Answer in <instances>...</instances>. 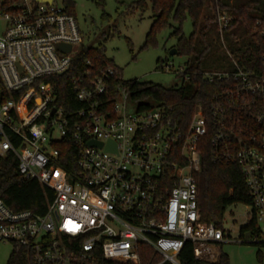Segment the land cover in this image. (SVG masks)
<instances>
[{
	"label": "built area",
	"instance_id": "obj_1",
	"mask_svg": "<svg viewBox=\"0 0 264 264\" xmlns=\"http://www.w3.org/2000/svg\"><path fill=\"white\" fill-rule=\"evenodd\" d=\"M217 21L224 34L231 18ZM0 22V80L12 95L0 91V157L14 155L24 178L53 191L44 214L0 199V244L28 248L36 264H183L189 243L197 260L217 262L219 245L233 239L226 221L201 219L196 174L208 137L215 160L242 169L252 201L247 243L264 246V55L260 68L235 61L204 74L222 90L187 122L159 107L129 112L112 67L74 79L81 107L67 115L44 79L68 71L79 53L77 17L55 0H0ZM68 137L79 151L72 177L53 147Z\"/></svg>",
	"mask_w": 264,
	"mask_h": 264
},
{
	"label": "trees",
	"instance_id": "obj_2",
	"mask_svg": "<svg viewBox=\"0 0 264 264\" xmlns=\"http://www.w3.org/2000/svg\"><path fill=\"white\" fill-rule=\"evenodd\" d=\"M64 3L67 10L75 15L74 1L64 0ZM136 5L141 8L150 5L153 13V23L144 48L157 45L158 35L164 29L173 27L170 37L177 40L175 45L177 54L189 58L186 66L179 72L186 78L181 86L165 87L137 79L128 81L114 79L116 86L120 84L128 89L130 99L138 104L140 111L159 107L169 116L187 122L191 120L199 105L208 109L221 92L222 83L218 81L212 83L205 78L201 70V61L207 49V35L212 22L216 24V31L219 32L217 21L219 15H227L231 18L229 27L224 33H228L238 24L242 28L244 42L241 44L240 41L235 40L234 44V52L239 64L247 68L261 67L264 38L258 34L255 27L260 22L258 27L264 28V0H139ZM188 18L193 23V32L189 37L183 30ZM108 67L115 68L122 77L121 70L107 58L102 45H82L68 71L44 80L53 83L57 105L63 107L65 113L70 115L81 107V103L75 97L74 79L83 76L87 71L92 76L96 75L101 69ZM1 90L2 99H9L12 96L7 92L3 93L4 88L0 80ZM19 94L14 95L19 96ZM111 95L117 96L116 88L112 87ZM53 147L60 153L58 164L72 177L76 172L78 147L71 137L54 142ZM199 149L202 164L196 178L201 219L221 227L228 206L237 203L251 204L250 192L242 169L238 165L215 160L214 148L208 137L202 139ZM52 198L51 189L43 187L36 180L26 179L19 173L18 162L14 155L0 157V199L11 209L16 211L28 209L44 214ZM144 249L151 252L147 246H144ZM258 255L261 258L262 252L259 251ZM180 258L183 264H229L228 255L222 251L217 262L197 260L191 243L186 245ZM8 264L36 263L31 250L15 246Z\"/></svg>",
	"mask_w": 264,
	"mask_h": 264
},
{
	"label": "rangeland",
	"instance_id": "obj_3",
	"mask_svg": "<svg viewBox=\"0 0 264 264\" xmlns=\"http://www.w3.org/2000/svg\"><path fill=\"white\" fill-rule=\"evenodd\" d=\"M73 1L74 13L83 33L81 45H102L107 58L121 70L124 80L137 79L165 87L181 86L185 83L186 78L179 72L186 66L189 58L171 54L177 43L176 38L170 37L173 27L164 29L158 35L157 45L144 48L153 23L150 5L141 8L136 5L139 0ZM55 2L59 6H66L64 0ZM3 27L4 22H0V32ZM183 30L187 37L191 35V19L185 21ZM219 32L216 31V24L212 22L207 35V49L201 61L204 74L232 70L237 61L234 52L235 40L241 44L244 42L239 24L228 33ZM127 103L129 112L138 110V104L131 99ZM251 212V206L243 203L230 205L225 210L223 222L231 225L227 233L233 240L223 242L219 247L228 255L229 264H264V246L247 243L250 241V232L246 228L252 216ZM241 239L246 242L240 241ZM13 250L12 243L0 244V264H8ZM259 251L262 252L261 258Z\"/></svg>",
	"mask_w": 264,
	"mask_h": 264
},
{
	"label": "water",
	"instance_id": "obj_4",
	"mask_svg": "<svg viewBox=\"0 0 264 264\" xmlns=\"http://www.w3.org/2000/svg\"><path fill=\"white\" fill-rule=\"evenodd\" d=\"M38 1L52 2L53 0H38ZM63 47H64V46H63ZM70 49H71L70 47L67 48L68 51H69ZM171 54H177V49H176V48L172 49ZM89 144H90V145H93V146H98V147H101V146L103 145L102 142H97V141H91ZM111 148H112V145L109 144V145H108V149H111Z\"/></svg>",
	"mask_w": 264,
	"mask_h": 264
}]
</instances>
